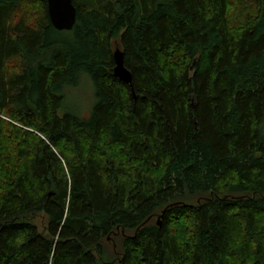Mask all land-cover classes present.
<instances>
[{
  "label": "trees",
  "instance_id": "obj_1",
  "mask_svg": "<svg viewBox=\"0 0 264 264\" xmlns=\"http://www.w3.org/2000/svg\"><path fill=\"white\" fill-rule=\"evenodd\" d=\"M73 3L0 0V264H264V0Z\"/></svg>",
  "mask_w": 264,
  "mask_h": 264
},
{
  "label": "water",
  "instance_id": "obj_2",
  "mask_svg": "<svg viewBox=\"0 0 264 264\" xmlns=\"http://www.w3.org/2000/svg\"><path fill=\"white\" fill-rule=\"evenodd\" d=\"M47 5L49 19L55 30L62 32L71 31L74 28L77 21V9L73 0H47ZM113 59L114 75L126 84H131L132 76L125 67L124 55L119 47L113 52Z\"/></svg>",
  "mask_w": 264,
  "mask_h": 264
},
{
  "label": "rangeland",
  "instance_id": "obj_3",
  "mask_svg": "<svg viewBox=\"0 0 264 264\" xmlns=\"http://www.w3.org/2000/svg\"><path fill=\"white\" fill-rule=\"evenodd\" d=\"M115 51L120 45L118 41L112 43ZM64 107L61 111L70 112L79 118H88L96 103L95 87L88 74H82L78 85L66 87ZM264 132V123L262 124Z\"/></svg>",
  "mask_w": 264,
  "mask_h": 264
}]
</instances>
